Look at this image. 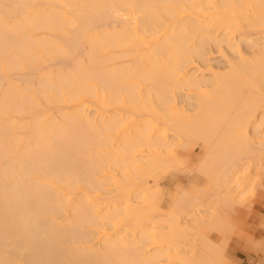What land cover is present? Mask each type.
Wrapping results in <instances>:
<instances>
[{
	"label": "bare ground",
	"instance_id": "obj_1",
	"mask_svg": "<svg viewBox=\"0 0 264 264\" xmlns=\"http://www.w3.org/2000/svg\"><path fill=\"white\" fill-rule=\"evenodd\" d=\"M249 193L264 0H0V264H226Z\"/></svg>",
	"mask_w": 264,
	"mask_h": 264
},
{
	"label": "rangeland",
	"instance_id": "obj_2",
	"mask_svg": "<svg viewBox=\"0 0 264 264\" xmlns=\"http://www.w3.org/2000/svg\"><path fill=\"white\" fill-rule=\"evenodd\" d=\"M67 64L68 63H66V65ZM21 74L23 76L22 75L20 76V73L10 76L9 81L12 80L13 82H15L17 79L16 77H18V75L23 79L22 80L17 79L16 83H19L22 81H27L28 80L27 77H29V74L26 72H23ZM13 76H15L16 79H14ZM25 77H26V79H25ZM11 78H13V79H11ZM29 78H31V77H29ZM18 80H20V81H18ZM31 82L29 81V83H31ZM35 82H37V80H35L34 83ZM34 83H33V85H35ZM200 152L201 151L199 149L197 154ZM197 175L200 177L199 183L201 185H204L205 181H207V178H204L203 176L201 177V175H199V174H197ZM178 178H179V181L177 182L178 185L181 188L185 187L188 183L187 179L183 176H179ZM178 190L176 189L175 193L178 192ZM176 195H177V193L175 194V196ZM251 195H253V194L249 193L248 195L244 196L243 201L237 202V205H236L237 213H233L234 209H227L226 208V210H224V209L221 210L219 207L218 200L215 198L212 199L211 201L205 203V206L202 207L205 211L207 210L208 212L211 211L213 213H218V211H220V212L224 211L222 213L230 215L231 218L236 216L238 219V221L235 222L236 225L233 227L231 226V231H232V232L230 231L231 234H230V232L228 233L231 236L228 247H227L228 253H227V257H225V259L223 257L226 264H229L228 262H230L231 264H240L238 257L239 258L241 257L244 259L246 257L249 258L250 264H264V247H263L264 246V202H263L262 206H256L255 204H253L252 201H254L253 199L256 198L257 196L253 195V197H252ZM171 204H172V201H167V203L165 204V210H169L171 208ZM239 213H240V215H239ZM254 213H258V215L257 214L255 215ZM218 235H217V233H214L212 240L215 241ZM226 238H228V237H226ZM217 239L219 240V237ZM222 239H223V237H221L220 240H222ZM218 240H216V241H218ZM220 240H219V242H220ZM97 242H98V240H97ZM221 242H220V244H221ZM93 245H94V242H93ZM253 258H255V259L252 260Z\"/></svg>",
	"mask_w": 264,
	"mask_h": 264
},
{
	"label": "crops",
	"instance_id": "obj_3",
	"mask_svg": "<svg viewBox=\"0 0 264 264\" xmlns=\"http://www.w3.org/2000/svg\"><path fill=\"white\" fill-rule=\"evenodd\" d=\"M254 259L255 258H253L252 260H254ZM238 260L240 261V264H250L249 263L250 262V259L247 258V257L245 259L244 258H241V257L240 258L238 257Z\"/></svg>",
	"mask_w": 264,
	"mask_h": 264
}]
</instances>
